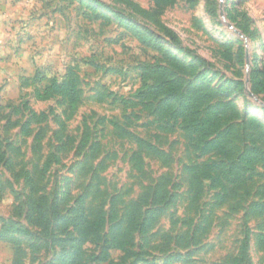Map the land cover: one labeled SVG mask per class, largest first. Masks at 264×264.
Masks as SVG:
<instances>
[{
    "label": "rangeland",
    "instance_id": "1",
    "mask_svg": "<svg viewBox=\"0 0 264 264\" xmlns=\"http://www.w3.org/2000/svg\"><path fill=\"white\" fill-rule=\"evenodd\" d=\"M100 1L156 34L162 49L140 43L95 0H0L8 70L0 83L8 160L0 164V264H264V160L244 171L235 164L253 149L264 155V93L256 89L264 85V0H128L186 51L242 82L225 96L196 79L202 69L190 71L192 55L155 20L120 0ZM72 64L77 108L60 97L38 100L36 91ZM157 66L165 78L214 93L209 107L233 109L217 135L228 138L225 163L239 183L204 181L193 191L188 167L223 158L195 149L179 121L159 119L156 102L132 105L143 69ZM29 111L47 118L25 136ZM112 122L130 135L120 138Z\"/></svg>",
    "mask_w": 264,
    "mask_h": 264
},
{
    "label": "trees",
    "instance_id": "2",
    "mask_svg": "<svg viewBox=\"0 0 264 264\" xmlns=\"http://www.w3.org/2000/svg\"><path fill=\"white\" fill-rule=\"evenodd\" d=\"M126 6L133 9L134 12L145 17L155 20L160 31L168 36L169 43L179 49L180 52H185L190 55L178 41L177 36L169 28L165 27L159 21H156L154 15L149 13L128 0H120ZM96 4L102 6L109 11L117 14L120 18L121 26L130 31L136 39L146 45H153L157 49H162V44L159 42H152V37L156 36L148 29H142L135 25L129 16L110 7L108 4L95 0ZM189 69L194 73L197 68L202 71L197 72L196 79L199 82L212 85L214 93L220 95H228L231 90H242L243 84L240 80L234 79L222 72L220 69L213 67L208 61L198 55H192V61L189 64ZM167 68L164 66H157L153 69L144 68L141 75V80L144 83L134 94L133 98L136 101H131L133 106L141 105L147 108L156 102L155 111L158 113L159 119L167 118V120L177 122L179 121L183 127V131L195 149L202 154H215L221 156L224 161L219 163L214 161L203 162L201 164H194L188 167V173L191 179V189L197 193L201 192V186L204 181L210 182V188H223L225 184H237L240 182V175H232L233 168L228 167L225 161L233 157L232 151L229 148V141L226 135L218 136L217 133L222 128L223 124L231 119L233 109L228 105H222L224 108H230L229 116L225 115V109L221 107H209L213 94L209 91H204L199 87H185L179 80L172 78H165L164 75ZM207 73L210 74L208 79ZM79 76V67L77 64L69 65L66 68L65 74L61 79L55 77L47 80L46 85L42 90L36 91L38 100H48L54 97H60L66 101L70 111H74L81 101L82 90ZM256 89L258 93H264V85L256 81ZM47 116L44 113L36 114L29 111V118L22 124V134L29 135L31 123L41 124L46 120ZM112 126L120 133V138H127L130 133L128 130L121 128L117 123L112 122ZM136 140L138 148L146 147L152 151L153 155H157L158 151L149 143L138 137H133ZM260 154L261 157L256 155ZM264 160V155L258 149H253L248 153L240 155L235 164L237 169L243 170L245 167H252L255 163ZM7 164L8 160L5 153L0 150V164ZM48 160L45 163L47 166ZM32 223L37 224L41 221L31 219ZM151 222V221H150ZM146 222L140 225H134V230L143 231ZM13 233L23 236H28L30 232L22 227H11ZM116 248H122L116 245Z\"/></svg>",
    "mask_w": 264,
    "mask_h": 264
},
{
    "label": "crops",
    "instance_id": "3",
    "mask_svg": "<svg viewBox=\"0 0 264 264\" xmlns=\"http://www.w3.org/2000/svg\"><path fill=\"white\" fill-rule=\"evenodd\" d=\"M1 15V14H0ZM4 17L3 16H0V29L2 27V23H1V20H3ZM6 42V37L4 35V32H2L0 30V83L2 82V80H4L6 78V75H7V68H6V65H5V61H4V44Z\"/></svg>",
    "mask_w": 264,
    "mask_h": 264
},
{
    "label": "water",
    "instance_id": "4",
    "mask_svg": "<svg viewBox=\"0 0 264 264\" xmlns=\"http://www.w3.org/2000/svg\"><path fill=\"white\" fill-rule=\"evenodd\" d=\"M249 95H251V93H249Z\"/></svg>",
    "mask_w": 264,
    "mask_h": 264
}]
</instances>
